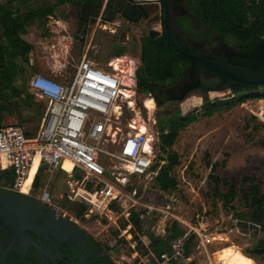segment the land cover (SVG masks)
Here are the masks:
<instances>
[{"label": "rangeland", "instance_id": "374dc122", "mask_svg": "<svg viewBox=\"0 0 264 264\" xmlns=\"http://www.w3.org/2000/svg\"><path fill=\"white\" fill-rule=\"evenodd\" d=\"M57 2L58 0H37L31 6H56ZM184 5L193 14L188 9L189 4L186 1ZM21 8L25 10L22 5ZM80 17V7L73 2L56 7L54 15L49 18L46 26L48 32H45L38 23L28 29V33L24 38L33 45L34 50L30 54V65L26 67L24 80L16 83L18 88H24L30 94H33L29 89V83L35 74L44 75L58 82L67 80L73 75L85 52L88 53V57L91 60L103 68L109 66L113 56H121L126 53V50H121L124 49L122 43H125L122 38L127 32H130L127 29L130 26L122 24L121 27H117L115 25L118 22H102L103 20H99L94 24H85ZM181 20L185 21L189 20V18L186 17ZM197 20L200 19L197 18ZM189 25L186 23L185 26L189 27ZM157 27L160 28L161 24H152L150 28ZM137 28L141 31L139 27ZM214 33L218 36L216 32ZM225 41L231 45L230 40L227 39ZM138 43L137 36L133 35L127 46L136 59L139 57V49L136 46ZM116 44L119 45L118 49L111 53L110 50L117 47ZM188 75L192 76L190 72H188ZM224 94H211L210 97L207 95L209 98L207 100L204 98L206 95L203 96L198 92H192L183 102L176 104L164 99V104L156 107V103L153 100L146 102L142 95L137 94L131 105L123 104L122 115L118 116L119 119L113 120V126L119 127L123 133L127 131L129 124L134 126L138 124L136 125L138 128L140 126H149L150 134L154 138V149L157 152L161 134L160 119L164 121L176 119L179 114L185 115L197 109H202L206 101L228 98L233 92ZM235 94L241 96L244 92L238 91ZM35 98L37 97L35 96ZM37 100L42 101L39 98ZM42 102L48 106L47 102ZM145 103L147 108L154 110L153 112L151 111L152 113L148 112ZM263 105L264 100H249L233 110L223 111L208 118L199 117L197 122L184 130L173 147V150L180 156V165L175 169L174 173L178 178L179 187L172 194L165 195L159 192L152 184L149 185L144 180L130 177L116 159H110L104 154L102 162L106 161L109 166L106 179L107 181L110 180L109 182L124 194L136 190V196L143 204L161 206L166 202H171L174 208L173 212L184 216L188 220L191 219V213H199L204 217V221H208L212 230L218 229V231L225 232L232 229V233L225 232L229 238L228 243L220 246L221 248L229 247L223 252L232 253V257L226 260L227 264H255V262L256 264H264L263 258H259L250 252L254 248L253 244L255 241L252 239L255 237L242 235L240 230L235 227V219L231 216V213L235 212L239 214L246 213V208L240 206L239 201L233 205L237 209L236 211H229L219 202L214 205L213 183L210 179L213 174L220 178H227L229 181H242L250 176H256L262 181V189L264 190V121L257 117ZM262 112V118L264 119V109H262ZM23 116L27 120L24 125H19L20 119L18 116H6L5 124L25 127L32 134L39 133V121L35 115L24 113ZM253 117L257 118V120ZM120 141L121 136L118 135L115 139L104 141L100 148L106 152L116 154L120 149ZM209 163L219 164L216 172H212L208 165ZM35 174L36 170L30 176L29 183L33 181ZM75 175L72 174L73 177ZM124 179L126 180L124 181ZM68 181H73V178L71 179L66 172L57 171L51 175L43 174L41 169L39 174V182L42 189L51 188L53 196L62 201L66 200L69 192ZM241 188H243L242 185ZM70 205H72L71 207L74 210H71L69 206L71 220L75 221L81 230L100 242L113 264H117L122 253L119 248V251L116 248L115 235L118 228L122 229L125 227L126 220L123 217L118 219L109 210L104 213L88 214L82 218H77L76 211L79 209L80 204ZM112 211L122 215L124 210L113 207ZM171 220L165 215L156 214L145 222V234L165 236L164 233L171 226ZM108 245L111 248L115 245L116 249H113L114 251L107 250L106 247ZM139 251L143 252V248L140 247ZM131 253L132 251L127 254L130 260L129 264L134 263ZM251 256L253 258H250ZM201 259L197 264H208L206 259Z\"/></svg>", "mask_w": 264, "mask_h": 264}, {"label": "built area", "instance_id": "2783aa9c", "mask_svg": "<svg viewBox=\"0 0 264 264\" xmlns=\"http://www.w3.org/2000/svg\"><path fill=\"white\" fill-rule=\"evenodd\" d=\"M120 24L118 22L115 26L121 27ZM125 60L129 64L128 72L117 70L112 62L111 69H105L85 52L73 75L63 82L40 74L32 76L29 89L37 98L48 103L47 117L40 132L33 138L27 137L20 126L0 127V181L11 174L14 176L11 183L13 190L26 197H35L61 219H71L69 205L79 203L88 206L86 215L109 210L118 219H130L132 211L137 210L143 220L162 214L172 222L178 221L185 226L182 234L172 239L170 251L159 256L152 253L143 255L139 251L144 242L133 223L118 228L115 245L122 254L117 264H129L127 254L130 251L133 264H190L199 258H205L208 264H227L217 255L229 248L220 247L228 243L225 232L229 233V230L221 232L209 226L202 228L192 222L187 223L173 212L171 202L161 206L143 204L137 198L136 190L124 194L107 181L108 168L102 162L104 154L116 159L127 174L137 180L151 185L156 176L151 170L156 152L150 129L144 127L142 130L129 124L123 133L119 127L113 126V120L122 115L123 104L131 105L138 94V62ZM146 109L149 113L154 111ZM262 115L260 108L257 117L264 121ZM118 135L121 141L116 154L100 148L104 141L115 139ZM36 160L39 161L38 170L44 168L46 174L60 171L73 178V181H68L66 200L56 199L51 188L34 191L35 179L27 185ZM66 162L73 165L72 172L65 170ZM72 174H76L75 177ZM113 207L123 209V214L114 213Z\"/></svg>", "mask_w": 264, "mask_h": 264}, {"label": "trees", "instance_id": "16d2710c", "mask_svg": "<svg viewBox=\"0 0 264 264\" xmlns=\"http://www.w3.org/2000/svg\"><path fill=\"white\" fill-rule=\"evenodd\" d=\"M35 1L37 0H0V127L3 126L5 114L11 117L18 116L19 125H24L27 122L23 116L24 113H34L37 118L42 120L46 110L44 102L37 100L26 89L16 86L17 81L24 80L26 67L30 65V54L34 50L33 45L24 37L27 35L28 29L35 23L48 32L46 26L49 18L54 15L56 7L73 2L78 5L80 1L84 0H58L56 6L32 7L31 5ZM185 1L189 4L188 9L194 16L209 26L220 38L230 40L233 48L245 56L244 58L249 62L248 64L235 65L250 68L259 66L250 57L256 55L264 41V0H183L182 2ZM21 5L25 10L21 8ZM186 23L189 24L185 20L181 26H185ZM119 45L114 48V51L118 49ZM240 54L234 56H240ZM141 60V66L137 71V93L142 95L145 100L154 99L157 106L164 104L162 98L164 94L171 93V100L175 98L172 87L183 83L188 77V69L194 66L188 58L165 42L152 41L148 38L143 40ZM252 63L255 65L252 66ZM240 88V92H244L241 96L234 93L228 98L206 101L200 110L197 109L170 121L159 120L161 156L154 168L158 167L160 161L166 163L161 166L155 179L156 188L165 193H173L178 190L179 182L174 173L180 165V156L173 150V147L181 133L197 122L199 117L208 118L223 111L233 110L249 100H264V88ZM262 109H264V105ZM253 118L257 120V118ZM208 165L213 173L219 168L217 163ZM210 179L213 183L214 205L219 202L229 211H236L237 209L233 205L239 201V205L246 208L244 214L231 213L234 221L256 222L259 217L264 216L263 183L258 177L250 176L242 181H229L227 178H220L213 174ZM4 180L12 183L14 176L9 174L5 176ZM35 185L38 187L39 181ZM69 206L73 210L72 205ZM87 211L88 206L80 204L76 211V217H84ZM131 221L137 232L142 234L145 220L140 218V213L137 210L133 211ZM181 234L182 230L177 223L167 229L163 238L149 234L153 253L160 255L162 252L168 251L170 240ZM106 248L110 250L108 246ZM250 252L253 253L252 250Z\"/></svg>", "mask_w": 264, "mask_h": 264}, {"label": "flooded vegetation", "instance_id": "af4514ba", "mask_svg": "<svg viewBox=\"0 0 264 264\" xmlns=\"http://www.w3.org/2000/svg\"><path fill=\"white\" fill-rule=\"evenodd\" d=\"M151 8L159 5L160 11L152 14L149 19L141 20L135 28L141 29L140 38L144 35L148 37V32L152 24L160 23V28H153L160 33V41H164V22L162 17V5L157 0H147ZM183 0H167L170 8V22L172 28L175 27L177 35H181V42L187 48H197L204 53V47L210 45L214 40H223L216 36L214 31L197 20L191 14ZM97 3V5H95ZM126 0H84L78 3L81 10V20L85 24H94L99 20L102 22H119L132 27L133 25L121 18L120 11L125 6ZM81 4L87 7L83 9ZM96 12V16L91 12ZM108 17H113L109 20ZM189 18V27L181 26L182 18ZM196 18V19H195ZM179 29V30H178ZM149 39V38H148ZM155 41V40H154ZM225 41V40H223ZM225 43H227L225 41ZM227 45H229L227 43ZM233 48L232 45H229ZM234 49V48H233ZM204 57L224 61L231 64L249 63L245 56H234L219 47L216 52L203 55ZM255 65L254 63L251 64ZM194 67V68H193ZM196 76H189L178 85L172 87L175 98L171 100V93L164 94L163 99L168 102H183L189 95L198 92L201 95L235 93L240 91V87H225L226 79L194 65ZM189 68V69H190ZM188 69V71H190ZM234 94V93H233ZM19 192L13 190L11 182H0V264H112L110 256L103 246L91 235L81 230L79 225L69 219H61L52 216L35 197L21 198ZM31 208L34 210L30 211ZM261 216V215H260ZM262 219L261 232H259L253 246L254 255L264 260V216ZM256 221V222H257ZM73 223L81 230L78 234L70 224ZM248 237V236H247ZM251 237V236H249ZM112 262V263H111Z\"/></svg>", "mask_w": 264, "mask_h": 264}, {"label": "water", "instance_id": "95a60500", "mask_svg": "<svg viewBox=\"0 0 264 264\" xmlns=\"http://www.w3.org/2000/svg\"><path fill=\"white\" fill-rule=\"evenodd\" d=\"M125 6L121 9L120 15L123 20L126 22L137 25L141 22V20L149 19L150 16L158 11H160L159 5L155 8H151L149 1L147 0H126ZM157 3L162 5V17L164 22V41L167 45L171 46L181 55L188 58L194 65L201 66L203 69L210 71L214 74L221 75L226 79L225 87L230 88L232 86H240L248 89H262L264 88V41L257 51L256 55L251 56L250 58L254 60L259 66L257 68H250L245 66H239L235 64H231L224 61L213 60L203 55L208 53L216 52V50L220 47L224 49V51L231 53L232 55H239L240 52L238 50L233 49L231 46L227 45L223 40H214L209 42V46L204 47V53L199 51V47L197 48H187L182 42L181 35H177L175 32V27L172 28L170 22V8L167 0H157ZM179 30V29H178ZM161 34L151 29L148 32V38L152 41H160ZM192 76H196L194 73V69H189ZM187 72V73H188ZM235 93L234 91H232ZM205 99H209L208 96H204ZM178 102H176L177 104ZM21 198H26L25 196H21ZM34 210L31 208L30 211ZM52 216H55L54 212H50ZM66 219L64 221H68ZM262 219L257 222H250L244 220L235 221V226L240 230L242 235L257 237L259 232H261ZM73 229L81 234V230L77 228L76 225L70 222Z\"/></svg>", "mask_w": 264, "mask_h": 264}, {"label": "crops", "instance_id": "0c3cea01", "mask_svg": "<svg viewBox=\"0 0 264 264\" xmlns=\"http://www.w3.org/2000/svg\"><path fill=\"white\" fill-rule=\"evenodd\" d=\"M135 26L133 25L132 27H130V28H127L130 32H127L126 33V35L124 36V38H122V40H124L125 41V43L123 42L122 43V46H124V50H126V53L124 54V55H121V56H117V55H115V56H113V58L110 60L111 62L113 61V60H115V59H118V58H122V59H128V60H131V61H133V62H138V68H137V71H138V69H139V67L141 66V63H142V60H141V55H142V47H143V40H145V38H148L147 36H143V37H141L140 38V34H141V31L137 28H135ZM133 35H136L137 36V39L139 40V43L136 45L137 46V49H139L138 51H139V57H138V59H136V57H134L131 53H130V51L128 50V48H127V46H128V43H129V41H130V38L133 36ZM128 42V43H127ZM111 53H113L114 52V48H112L111 50ZM105 69H111V67H110V64H109V66L108 67H105ZM136 77H137V72H136ZM153 101H154V103H156V101L154 100V99H152ZM46 105V110H45V112L43 113V118H42V120H40L39 118H37L36 116V114H34V113H32V114H34L35 115V117L38 119V121H39V126H40V130H41V128H42V126L44 125V122H45V120H46V117H47V104H45ZM157 106V104H155V107ZM186 115V114H185ZM185 115H180L179 114V116H185ZM5 117L6 116H9V115H7V114H5L4 115ZM9 117H11V116H9ZM3 125H6L5 124V120H4V123H3ZM20 127H22V126H20ZM23 129H24V131H25V133L28 135V137L29 138H33V137H35L38 133H36V134H32V132H29V131H27L26 130V128L25 127H22ZM148 128H149V126H148ZM40 130L38 131V132H40ZM159 147V146H158ZM156 152V151H155ZM161 156V151H160V148H158V151L156 152V157H154V161H153V164H152V167H151V170L153 171V172H155L156 173V176H155V179L157 178V176H158V174H159V171H160V169H161V166H163V165H165V161H160L158 164V167L157 168H154V166L155 165H157V162H158V158ZM110 158V157H109ZM111 159V158H110ZM105 160H106V158H105ZM104 164L107 166V168H108V171H109V166L107 165V162L105 161L104 162ZM38 166H39V161L38 160H36L35 161V163H34V165H33V168H32V170H31V173H30V176L33 174V171L34 170H36V174H35V176H34V179H35V183H34V191L35 190H40V189H42V187H41V183L39 182V186L38 187H36V182H38L39 181V174H40V172H41V169L43 170V174L45 173L46 174V172H45V169L44 168H41L40 170H37L38 169ZM154 168V169H153ZM176 176V175H175ZM155 179H154V181L152 182V185L155 187ZM178 179V178H177ZM2 181H5L4 179L3 180H1L0 182H2ZM110 181V180H109ZM179 182V181H178ZM27 184H30L29 182L27 183ZM156 188V187H155ZM156 189H158V188H156ZM159 190V189H158ZM159 192H162V191H160L159 190ZM162 193H164L165 195H167V194H172V193H165V192H162ZM26 197V196H25ZM55 197V196H54ZM56 198V197H55ZM57 199V198H56ZM133 212V211H132ZM176 214V213H175ZM156 215V214H155ZM154 215V216H155ZM177 215V214H176ZM181 220H183V221H185V222H187V223H189V222H192V224H195V225H197V226H201L202 228H205V227H207V226H211L209 223H208V221H204V217L203 216H201L199 213H191V219L190 220H188L187 218H185L184 216H180V215H177ZM132 217V216H131ZM148 219H150V218H148ZM126 220V225L128 224V223H133L132 221H131V218L130 219H125ZM147 220H145V222H146ZM174 223H177L178 224V226H179V228L181 229V230H184L185 229V226L183 225V224H181L180 222H176V221H173V222H171V225L172 224H174ZM125 225V226H126ZM135 227V226H134ZM135 230H136V228H135ZM137 231V230H136ZM233 231H232V229H230V231H229V233H232ZM165 235H166V232L164 233ZM141 236H142V241L144 242V243H142V245H141V247L143 248V252L142 251H140L143 255H146V254H154L153 253V251H152V249H151V240H150V237H149V234H145V230H144V232L142 233V234H140ZM155 235V234H154ZM147 236V237H146ZM155 236H157V235H155ZM159 237H165V236H159ZM171 241L172 240H170V242H169V249H168V251H164L165 253H168L169 251H170V243H171ZM164 252H162V253H164ZM154 255H156V254H154ZM156 256H159V255H156ZM247 256V255H246ZM250 258H253L252 256L250 257ZM200 259L201 258H199V259H197V260H194L193 262H191L190 264H197L198 262H200ZM202 259H205V258H202ZM201 259V260H202ZM207 261V260H206ZM207 263H208V261H207ZM173 264H175V263H173Z\"/></svg>", "mask_w": 264, "mask_h": 264}, {"label": "bare ground", "instance_id": "6f19581e", "mask_svg": "<svg viewBox=\"0 0 264 264\" xmlns=\"http://www.w3.org/2000/svg\"><path fill=\"white\" fill-rule=\"evenodd\" d=\"M81 7L83 8V9H85L87 6L86 5H84V4H81ZM91 15H93V16H96V12H94V11H92L91 12ZM108 19L109 20H112L113 19V17H108ZM128 65L129 64H127L126 63V60H123V59H116L115 61H113L112 62V66H114L117 70H120L121 72H128L129 71V67H128ZM126 82H129L128 80H126ZM151 100V99H150ZM148 101V100H147ZM146 101V102H147ZM135 124V123H134ZM136 125H138V124H136ZM137 128V127H136ZM140 128L142 129V130H144V126H140ZM35 163V162H34ZM34 165V164H33ZM32 168H33V166H32ZM32 168H31V170H32ZM64 168H65V170L67 171V172H72V170H73V165L70 163V162H66L65 164H64ZM30 173H31V171H30ZM29 178H30V175H29ZM29 180V179H28ZM27 183H28V181H27ZM27 185H29V184H27ZM217 256H220V258L221 259H224L225 261L226 260H228V259H230L231 257H232V253L231 252H220Z\"/></svg>", "mask_w": 264, "mask_h": 264}]
</instances>
